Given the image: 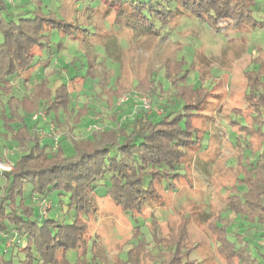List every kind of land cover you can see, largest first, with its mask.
I'll return each instance as SVG.
<instances>
[{
    "label": "trees",
    "instance_id": "trees-1",
    "mask_svg": "<svg viewBox=\"0 0 264 264\" xmlns=\"http://www.w3.org/2000/svg\"><path fill=\"white\" fill-rule=\"evenodd\" d=\"M87 3V11L120 3L118 15L135 17L143 36L150 37L167 34L174 18L187 8L192 15L205 17L216 26L222 21L239 28L252 25L258 7L255 0ZM122 5H127L125 11ZM58 12L51 10L46 0H0V112L7 128L3 138L13 141L19 153L14 161L0 156V163L12 165L11 171H0V264H142L139 247L111 263H102L97 252L90 251L94 237L89 233V222L99 211L96 200L107 198L132 218L148 220L158 217L154 211L166 205L165 192L178 189V184L185 188L187 183L194 189L188 172L195 169L193 160L208 149L203 144L208 141L209 131L198 128L195 121L204 119L205 125L215 122V118H205L199 112L211 93L202 86L196 89L180 85L178 76L165 67L162 75L171 88L167 92L157 82L156 70H150L134 90L150 95L155 104L170 109L168 112L155 116L141 107L127 114L120 108L112 118L116 127L92 129L81 139H69L64 134L56 148L43 143L31 124L35 114L45 111L55 120L60 112L73 113L75 127L91 115L87 103L76 105L84 92L72 95L74 90L67 84L53 87L48 77L40 82L26 77L33 67L46 68L54 63V32L69 39L79 34L82 24L68 21L61 10ZM178 62L179 72H183L186 63ZM86 76L94 78L91 71ZM246 80L248 111L235 108V118L229 119L230 128L239 129L231 144L240 176L224 188V201L217 213L209 210L204 214L217 255L227 264H264L259 260L263 261L264 255L258 250L259 257L255 256L251 250L246 232L231 229L237 221L246 222L264 238V72L249 71ZM127 91L124 86L105 88L107 107L118 108L116 101H121ZM241 119L246 126L238 122ZM201 159L202 168L209 171L211 158ZM54 194L58 197L56 203ZM44 200L53 208L47 214L43 211ZM190 221L189 215H184L175 235L154 238L153 250L158 251L150 250L152 264H195L190 256L199 246L190 241Z\"/></svg>",
    "mask_w": 264,
    "mask_h": 264
},
{
    "label": "rangeland",
    "instance_id": "rangeland-1",
    "mask_svg": "<svg viewBox=\"0 0 264 264\" xmlns=\"http://www.w3.org/2000/svg\"><path fill=\"white\" fill-rule=\"evenodd\" d=\"M87 1L78 0L77 4L73 0H46L51 10L57 13L61 10L63 18L82 25L79 34L71 39L62 38L54 32L51 35L56 57L54 63L46 68L41 65L33 67L26 73V77L38 82L48 77L53 87L67 84L74 90L72 95L84 92L85 95L80 97L76 105L79 107L87 103L91 115L84 117L81 125L75 127L72 122L73 113L60 112L55 120L45 111L35 114L30 118L31 124L35 125L43 143L47 142L56 148L58 144L55 143L54 133L59 134V141L64 134L69 139H81L92 129L116 127L112 118L116 111L120 113V108L128 111L127 114L141 107L155 116L163 114V111L168 112L170 109L155 104L150 95L136 93L134 90L138 81L145 79L150 70H156L157 82L168 92L171 88L162 75L165 67L178 76L180 85L208 89L211 95L199 112L205 118H215L214 123L206 125L203 124L204 119L195 121L198 128H207L209 131L206 136L208 141L206 143L205 140L203 144L208 149L193 160L195 169L188 172V179L194 189L187 183L185 188L178 184V189L165 192L166 205L160 211H154L158 217H149L148 220L132 218L131 214L117 209L109 199L99 197L96 200L99 211L89 222V233L94 237L89 244L90 251L95 250L102 263H111L120 257L126 258L130 250L139 247L141 263L152 264L149 254L156 245L153 241L175 235L182 217L189 215L190 241L199 246L190 260L195 264H227L217 255L214 237L204 214L209 210L217 213L224 201V188L232 186L240 176L235 161L236 150L231 144L239 129L230 128L229 119L235 118V108L245 113L248 111L244 99L246 73L264 72V0H255L258 11L252 25L234 28L221 21L216 26L205 17L192 15L187 8L174 18L168 33L161 37L143 36L144 32L135 17L118 15L120 3L87 11ZM126 7L122 5L121 8ZM86 21L89 23L85 24ZM107 50H110L109 53ZM48 52L41 54L44 59ZM182 60L186 64L183 72H179L178 61ZM90 71L94 78L86 76ZM75 76L78 78L73 80ZM112 85L128 88L124 96L127 100L125 98L122 101V98L116 101L118 108L107 107L104 99L103 90ZM1 108L0 102V111ZM117 118L120 119L121 114ZM238 122L246 126L244 120ZM4 124L0 112V146H5L0 150V156L3 160L14 161L19 153L13 141H4L3 135L7 133ZM242 139L245 141L244 136ZM190 154L188 152V156ZM209 157L211 162L206 172L199 159ZM57 198L54 194L53 202L56 203ZM49 206L50 202L47 209H43L45 214L53 209ZM164 209H168L167 212ZM58 212L62 218V212ZM250 227L246 222L237 221L231 229L243 234L246 232V241L251 242V250L259 257L258 250L262 249L264 253V238L261 232H255ZM153 251L156 253L158 250ZM259 260L264 263V259L262 261L259 257Z\"/></svg>",
    "mask_w": 264,
    "mask_h": 264
},
{
    "label": "built area",
    "instance_id": "built-area-1",
    "mask_svg": "<svg viewBox=\"0 0 264 264\" xmlns=\"http://www.w3.org/2000/svg\"><path fill=\"white\" fill-rule=\"evenodd\" d=\"M125 98L127 100V97H123L122 101H124ZM54 135H55V143L58 144L59 143V134L54 133ZM11 170H12V165L10 163H5V162L0 163V171L1 172H9ZM42 205H43V209L46 210L47 207H48V205H49V202H47V201L44 200L42 202Z\"/></svg>",
    "mask_w": 264,
    "mask_h": 264
},
{
    "label": "crops",
    "instance_id": "crops-1",
    "mask_svg": "<svg viewBox=\"0 0 264 264\" xmlns=\"http://www.w3.org/2000/svg\"><path fill=\"white\" fill-rule=\"evenodd\" d=\"M13 154H14V153H13ZM10 157H11V156H10ZM248 233L251 234V235L253 234V233H250V231H248ZM263 242H264V241H263ZM263 244H264V243H263ZM261 250H262V249H261ZM261 250L259 251L260 254L264 255V253H262ZM263 250H264V247H263Z\"/></svg>",
    "mask_w": 264,
    "mask_h": 264
}]
</instances>
